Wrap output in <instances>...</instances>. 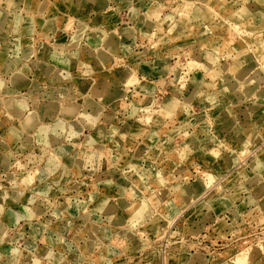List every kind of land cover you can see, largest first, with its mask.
I'll return each instance as SVG.
<instances>
[{
  "label": "rangeland",
  "instance_id": "374dc122",
  "mask_svg": "<svg viewBox=\"0 0 264 264\" xmlns=\"http://www.w3.org/2000/svg\"><path fill=\"white\" fill-rule=\"evenodd\" d=\"M5 1L0 0V5ZM37 1L19 0L22 6L15 14L38 17L39 12L24 10L26 4L33 8ZM41 1L48 2L41 15L49 25L58 22L57 28L42 29L30 18L22 23V30L12 23L6 30L10 32L0 34L2 43L16 33L34 41L33 34L38 32L36 37L45 45L38 48L37 56L33 44L24 51L31 66L26 65V80L16 85L12 78L20 67L15 68V60L4 61L9 46L0 45V61L5 62L0 71L10 73L9 84L0 78V91L5 90L0 92V202L3 211L9 209L0 214L4 228L0 264H262L257 260L264 259V191L245 181L264 171L253 166L264 157V132H259L264 121L252 125L245 114L264 109L260 93L264 60L257 47L264 43V2L225 0L232 3L226 8L223 0H86L85 7L80 5L84 0H73L71 10L60 0ZM196 4H206L217 25L182 16ZM147 22L152 23L150 29ZM109 36L123 50H110L105 42ZM237 46L246 60L239 58ZM74 52L76 60L71 58ZM91 52L94 56L104 52L107 61L95 67L94 60H88ZM208 53H215L214 62L219 56L220 61L210 66L214 72L194 64L196 57ZM240 62L245 67L255 64L254 70L240 75L238 68L233 69ZM225 65L226 75L220 72ZM29 70L36 75L29 77ZM32 78L36 87L27 94L20 92L31 85ZM200 78L209 85L204 93L196 92ZM230 84L233 91L227 89ZM147 86L153 91L147 96L150 100ZM102 89L122 93L106 99ZM20 100L28 104L25 110L16 106ZM171 100H176L178 108L168 111L166 103ZM54 103L72 106L74 112L52 120L46 115ZM31 111L39 116L36 127L25 122ZM95 111L98 124L115 133L100 147L88 143L95 128L83 119ZM57 120L76 124L75 139L63 135L57 142L43 141L44 136L36 135L40 125ZM134 122L146 124L148 141L143 135L125 140L121 133ZM12 128L19 132L17 138H9ZM249 129H255V134H248ZM71 145L85 149V157L92 153L97 159L81 170L74 157L56 155L59 147ZM142 145L149 149L138 152ZM120 152L122 156H112ZM52 156L58 157V169L46 168V178L22 181L23 173L29 171L33 177ZM260 175L259 182L264 184V172ZM238 179L237 187L246 186L240 192L233 184ZM198 181L204 186L194 194L189 185ZM178 187L188 190L180 188L183 194ZM225 195L233 197H227V206L215 200ZM144 201L147 214L129 218L128 211ZM171 201L178 206L175 210L167 208ZM104 202L114 208L119 221L98 208ZM12 209L19 216L10 217ZM256 253L259 256L252 262L238 261L244 254L249 259Z\"/></svg>",
  "mask_w": 264,
  "mask_h": 264
},
{
  "label": "bare ground",
  "instance_id": "6f19581e",
  "mask_svg": "<svg viewBox=\"0 0 264 264\" xmlns=\"http://www.w3.org/2000/svg\"><path fill=\"white\" fill-rule=\"evenodd\" d=\"M60 1H62V3H64V5L67 7V8H69V9H71L72 10V2H73V0H60ZM260 1H262V2H264V0H260ZM223 2L226 4V6H224V7H228V5H232V3H228V2H226L225 0H223ZM47 1H41V0H38L37 1V3L35 4V5H33V8H32V6H30L29 4H26L25 5V8H24V10H27L28 12H33V13H40L39 15H37L38 17H35V16H33V15H30V14H28V16L27 17H23V15L22 14H15V11H17V10H19L20 9V2H19V0H7V1H5V3H2L4 6L3 7H1L0 8V34L2 35V34H5L6 35V33L7 32H10V31H7L6 32V30L7 29H11L10 27H11V24L12 23H14L16 26H18V28L20 29V30H22V23L24 22V21H29L30 20V18H32L31 19V23L32 22H35V23H38L40 26H41V28L43 29V28H57L58 26H57V23H55V26L54 25H49L48 24V19L46 18V17H44L43 15H41V13H43V11L46 9V7H47ZM87 1L86 0H84V1H81V3H80V5H82V6H87ZM186 4V3H185ZM193 5H195V4H193ZM186 6V5H185ZM187 7H188V5H187ZM191 7V6H190ZM232 7V6H231ZM251 7V6H250ZM189 8V7H188ZM187 8V10H189ZM246 9V8H248V7H243V9ZM252 8V7H251ZM191 9V8H190ZM243 9H241V11H249V9H247V10H243ZM186 10V11H187ZM240 11V12H241ZM187 13V12H186ZM246 13V12H245ZM249 13V12H248ZM261 13V12H260ZM185 16V17H188L189 16V18L191 17V19H195V18H198V19H201V20H207V21H209L210 23H211V26H213L212 25V23L214 22V15H213V11L208 7V6H206V4L205 5H203V4H199V5H197L196 4V6H194V8L192 7V10H191V12L189 13V11H188V14H182V16ZM255 15H259V16H262V14H255ZM235 16V15H234ZM233 16V18L235 19V17ZM38 18V19H37ZM39 19H40V21H39ZM166 19V18H165ZM239 19L240 18H236V20H238L239 21ZM57 20V19H56ZM163 20V19H162ZM241 20V19H240ZM243 20V19H242ZM242 20L240 21V22H242ZM12 21V22H11ZM193 21V20H192ZM152 22V21H151ZM149 23V22H147V23H149L150 24V26H149V29H150V27H151V25H152V23ZM165 22V21H164ZM235 22H237V21H235ZM239 22V23H240ZM154 23V22H153ZM188 23H190V22H188ZM216 23V22H215ZM47 24H48V26H47ZM214 24V23H213ZM237 24V23H236ZM214 25H217V24H214ZM237 25H239V24H237ZM15 26V27H16ZM146 26H148V24L146 25ZM236 26V25H235ZM15 27H13V28H15ZM16 31V30H15ZM30 31H32L31 29H30ZM148 32H149V30H148ZM146 33V34H150V33ZM131 33V32H130ZM252 33V32H251ZM152 34V33H151ZM150 34V35H151ZM128 35V34H127ZM126 37V36H125ZM124 37V38H125ZM225 38V37H224ZM228 40H230V39H228ZM227 40V41H228ZM225 41H226V39H225ZM224 41V42H225ZM242 41V40H241ZM106 44H107V46H108V48L110 49V50H123V47L122 46H120V44L118 43V41L116 40V38H114V37H112V36H109V37H107L106 38ZM257 47L259 48V54H260V57L259 58H261V59H263L264 60V43H260L259 45H257ZM257 48V49H258ZM239 49V46H237L236 47V49L235 50H238ZM239 51V50H238ZM241 52H244V51H239V58H241L242 57V59L241 60H246L247 58H244V56H242V55H240L241 54ZM258 52V51H257ZM57 53H53L52 54V56H54L55 57V55H56ZM215 54V53H214ZM214 54L213 53H208V54H206V55H204V56H198V57H196L195 58V60H194V64L195 65H203L204 67H206V68H209L211 65H213L212 63L214 62V58L216 57V55L214 56ZM218 56V55H217ZM229 57V56H228ZM73 60H76V53L74 52V53H72V57H71ZM107 56H106V54L104 53V52H99V54H98V56H94V54L91 52L90 54H89V57H88V60H94V65H95V67H99V66H102L103 65V63L104 62H106L107 61ZM219 59V56L217 57V60ZM216 60V61H217ZM215 61V62H216ZM218 61H220V60H218ZM214 62V63H215ZM242 62H240V65L239 66H233V69L235 70V69H237L238 68V73L241 75V74H244V75H248L249 74V72L250 71H253L254 70V65L255 64H249L247 67H245L244 65L242 66V64H241ZM263 63V62H262ZM192 65H193V63H191ZM189 65V64H188ZM194 65V66H195ZM224 66V65H223ZM226 66V65H225ZM217 67V66H216ZM220 67V66H219ZM223 68V67H222ZM260 68V67H259ZM258 68V69H259ZM214 68L213 67H210V70H212L213 72H214V70H213ZM219 69L220 68H218V71H219ZM210 70H208V71H210ZM221 71L220 72H223V71H225V75H226V70H227V66L226 67H224L223 69H220ZM259 70H262L261 68L259 69ZM256 71H258V70H256ZM27 72H28V69H27V66H25V67H20V69L18 70V75H17V77L15 76L14 78H12V81H13V83L16 85V83H19V82H24L25 80H26V75H27ZM134 72V71H133ZM219 72V73H220ZM259 72V71H258ZM132 73V72H131ZM211 73V72H210ZM218 73V76L220 75ZM255 73V72H254ZM257 73V72H256ZM130 73H128L127 74V77H128V75H129ZM216 75H217V73H215ZM259 74V73H258ZM131 76H132V78H133V75L132 74H130ZM213 75V74H212ZM224 75V76H225ZM223 76V75H222ZM260 76V75H259ZM213 77V76H212ZM216 77V76H215ZM220 77V76H219ZM264 77V76H263ZM134 78H135V75H134ZM221 78V77H220ZM224 78H227V77H224ZM131 79V78H130ZM214 79V78H213ZM221 79H223V78H221ZM247 79V78H246ZM251 79H253V78H251ZM263 79V78H262ZM242 81H243V79H241ZM122 81H123V77H122ZM125 81V80H124ZM123 81V82H124ZM129 81V80H128ZM127 81V82H128ZM255 81V80H254ZM213 82V81H212ZM223 82V81H222ZM130 83V82H129ZM207 82H206V80H204V79H202V78H200L198 81H197V84H196V92H199L200 90L202 91L203 89H205V87H207V86H209V85H207L206 84ZM209 84H210V82H209ZM214 84V83H213ZM213 84H211V85H213ZM256 84H257V82L255 81L254 82V85L256 86ZM129 85V84H128ZM126 86H127V83H126ZM234 86V84H230V85H228V90H230V91H233V87ZM147 87H149L148 88V90H149V92H147L146 93V97L147 96H149L150 95V93L152 94V88H151V86H147ZM212 87V86H211ZM249 87V86H248ZM247 86H246V88H248ZM106 89V88H105ZM104 89V90H105ZM208 89H209V87H208ZM103 90V89H102ZM102 91V93H101V91H100V94H102V96L104 97V98H106V99H110V98H112V97H114V95H118V94H121L122 92L120 91V90H118V91H116L115 93H111V92H107V91ZM222 90V88L220 89V91L219 92H222L221 91ZM246 90V89H245ZM248 90V89H247ZM249 90H252V88H249ZM248 90V91H249ZM99 91V90H98ZM205 91H206V89H205ZM204 91V92H205ZM203 92V91H202ZM203 92V93H204ZM261 94H262V98L264 99V87L262 88V91L260 92ZM192 94V93H191ZM203 95V94H202ZM101 97V96H100ZM231 97H233L232 96V94H231ZM187 98V97H186ZM147 99L148 100H150L151 98L150 97H147ZM147 99L145 98V100L147 101ZM142 100V99H141ZM144 100V101H145ZM186 100H188V99H186ZM190 100V99H189ZM262 100V99H261ZM145 101V102H146ZM144 102V103H145ZM148 102V101H147ZM55 104V106L51 109L52 111L51 112H49V113H47V115H46V117H50L52 120L54 119V118H57L58 116H62V117H66V115H71L73 112H74V108L71 106V108L70 107H61L59 104H57V103H54ZM71 104V103H70ZM75 104V103H74ZM62 105V104H61ZM16 106L17 107H19L18 109L20 110V109H22V110H25L27 107H28V104L25 102V100H20L19 101V103H17L16 104ZM176 106H177V102H176V100H171V101H169V102H167L166 103V110H175V108H176ZM78 107V106H77ZM177 108H178V106H177ZM179 108L181 109L182 108V106H179ZM264 108V107H263ZM184 109H185V107H184ZM181 111V110H180ZM179 111V112H180ZM185 112H187L188 113V111H186V109L184 110ZM174 112V111H173ZM183 112V111H182ZM230 112V111H229ZM181 113V112H180ZM244 114H245V112H244ZM182 115V114H181ZM246 115V122H249L250 121V124H252L253 125V123H255V122H257V123H259L260 121H264V109H259V112H256L254 115H251V113L250 114H248V113H246L245 114ZM254 117L256 118V120H254V121H252V119H254ZM5 118H7V117H5ZM11 118V117H10ZM10 118H8V119H10ZM83 119H84V121H85V124H87V125H89V126H91V127H94L95 128V133L93 134V137H90L89 139H88V143L89 144H93L94 146L96 145L97 147H100V146H102V145H105V140H112V139H114V135H115V133H114V131L112 130V131H108L106 128H104L103 127V125H99L98 124V119H99V114H98V112L97 111H95L94 112V114H92V115H90V116H88V117H83ZM152 120V119H151ZM38 121H39V116H38V114L37 113H35V112H30V113H28V116H27V118H26V120H25V122H26V125L27 126H33V127H36L37 125H38ZM10 122V121H9ZM52 122V121H51ZM236 122V120L235 121H231V123H235ZM40 123V122H39ZM149 124V123H148ZM244 124H246V123H242V125H244ZM78 125V124H77ZM82 126V125H81ZM160 126V125H159ZM234 127H235V125H233ZM25 127V126H24ZM262 131L264 132V124H262V127H261V130L259 131L260 133H262ZM255 132H256V130L254 129H249L248 131H247V133L248 134H255ZM258 132V131H257ZM37 134H40V135H42V136H44V140L43 141H59L60 140V137H62L63 135H65V137L66 138H68V139H75V137L79 134L77 131H76V124L75 123H73V124H69V125H65V123L62 121V120H57L56 122H52L51 124H43V125H40L39 126V128H37V131H36V135ZM117 134V133H116ZM124 137H125V140L126 141H131V140H133L134 139V137H136V136H138V135H143V136H147L146 138H147V141H148V137H149V134H146V124H144V123H142V122H134V123H132V125H130V126H128V127H126L125 129H124V131L121 133ZM119 135V134H118ZM155 134H153L152 136H154ZM257 135V134H256ZM9 138L10 139H12V138H17L18 136H19V132L16 130V129H14V128H12V129H10L9 130ZM122 137V136H121ZM151 137V136H150ZM149 137V138H150ZM151 141V140H150ZM187 147H188V145H186ZM152 146H150V148H151ZM155 147V146H154ZM153 147V148H154ZM78 148V147H77ZM148 147H144L143 145L142 146H139L138 147V152H144L145 151V149H147ZM183 148V147H182ZM186 147H184V149H185ZM214 148V147H213ZM212 148V149H213ZM216 148V147H215ZM218 148V147H217ZM149 149V148H148ZM158 149V148H157ZM188 149V148H187ZM211 149V150H212ZM183 150V149H182ZM181 150V151H182ZM214 150V149H213ZM217 150V149H216ZM218 152H220L221 150L218 148ZM215 151V150H214ZM187 152V151H186ZM216 152V151H215ZM218 152H216V154H218L219 155V153ZM110 153V152H109ZM86 153H85V149H82V150H78V149H75V147H74V145H71V146H62V147H59L58 148V151L56 152V155H59V156H68V155H70L73 159H74V164L76 165V167L79 169H83L84 167H85V165L86 164H88L89 162H91L92 163V161H95L96 159H97V156L95 157V155L94 154H92V153H89L88 154V157L86 158L84 155H85ZM111 154V153H110ZM110 154H108V153H105V155L106 156H109ZM117 154H120L121 156H122V154H123V152H120V153H116V154H113L112 156H114V158H118V156H117ZM177 154H179V153H177ZM182 154H183V151H182ZM185 154V153H184ZM80 155L82 156V157H80ZM98 155V154H97ZM172 155V154H171ZM174 153H173V155H172V158L174 157ZM181 155V154H180ZM178 156V155H177ZM58 157H56L55 158V156H52L51 158H50V160H49V158H48V162H47V166L45 167V168H43V167H38L36 170H35V174H34V176L32 177V176H28V174H29V171H26L25 173H23L24 174V178L23 177H21V178H23V182L25 183V184H27L26 182H33V180H34V178H36V177H38V178H40V179H42L41 177H43V178H46L47 177V169H58V163L56 162V159H57ZM99 158H100V156H99ZM173 159H177V157L176 158H173ZM59 160V159H58ZM176 161V160H175ZM175 161H173V162H175ZM170 164H172V163H170ZM174 164V163H173ZM172 164V165H173ZM171 165V166H172ZM176 164H174L173 166H175ZM263 165H264V157L262 158H259L258 160H256L255 161V163H254V168H256V169H258V168H262L263 167ZM47 168V169H46ZM60 170L61 171H63L64 170V172L66 171L65 170V168H60ZM260 173L261 172H259V174L258 173H253V175L252 176H250V177H246V181L245 182H249L250 184H255L256 185V190H258L259 192H262V191H264V184H262L261 182H259L260 181V178H261V175H260ZM28 176V177H27ZM168 178V177H167ZM242 178V177H241ZM30 180V181H29ZM32 180V181H31ZM164 180H158V183H162ZM238 181H239V179L238 180H235L234 182H233V184L236 186V184L238 183ZM170 182V181H169ZM157 183V184H158ZM23 184V183H22ZM161 185V184H160ZM181 186V185H180ZM204 186V184H203V181H198V182H195L193 185H189V191H193L194 192V194L196 193H198V191H199V189L201 188V187H203ZM207 186V185H206ZM23 187V186H22ZM177 187V186H176ZM174 188V187H173ZM179 188V187H178ZM180 188H184V190H188V187H180ZM179 188V189H180ZM186 188V189H185ZM244 188H246V186H244L243 185V187L240 189L239 187H235V191L236 192H240L241 190H243ZM184 190H182V189H180V191H182V193H183V191ZM177 192H178V189H177ZM167 193V192H166ZM170 193V192H169ZM184 193H185V191H184ZM183 193V194H184ZM181 194V193H180ZM169 196V195H168ZM226 196V195H225ZM222 196V197H218V198H216L215 200L216 201H218V203H221V204H223L224 206H227L228 204H229V201H228V198L227 197H229V199L230 200H232V195L231 196ZM163 197V196H162ZM167 198V197H166ZM4 199H5V197H4ZM3 199V200H4ZM163 199V198H162ZM151 200H156L157 201V203H159L161 200H158V199H156V198H153V199H151ZM172 202V201H171ZM168 203H170V202H168ZM167 203V204H168ZM180 203V202H179ZM182 203V202H181ZM138 206H135V208L133 207L131 210H129L128 211V213H127V215L129 216V218H131V219H134V218H140V217H142L143 218V216H145V214H147V212H148V204L144 201L143 203H138L137 204ZM164 206V208H166L165 207V204L163 205ZM168 207L167 208H170V210H175L178 206L175 204V202H172V203H170L169 205H167ZM99 209H101V211H103L104 213H106V214H113V216H114V218H115V220L116 219H118L119 217L117 216V215H115L114 214V208L113 207H108L107 205H106V202H104V203H102V205H100L99 207H98ZM166 208V209H167ZM151 209V208H150ZM2 211H3V204H1V202H0V214L2 213ZM8 215L10 216V217H17V216H19V214L18 213H16L15 211H13V210H11V211H9L8 212ZM24 215H21V218L23 217ZM147 216V215H146ZM118 221H119V219H118ZM96 229V228H95ZM2 230H4V228L1 226V224H0V232L2 231ZM94 231H96V230H94ZM262 243V242H261ZM262 246H264V243H262L261 244ZM249 249V248H248ZM48 252V251H47ZM263 252V251H262ZM48 254H50V252L48 253ZM258 253H256L255 255H252L249 259H248V257H247V254H244V255H240L241 257H239V259H238V261L239 262H243V261H245V260H249L250 262H252V259L254 260V258H256V255H257ZM260 255L262 256V254L260 253ZM53 256V255H52ZM257 256H259V255H257ZM257 261H261V263L262 264H264V259H261V257L257 260ZM258 264V263H257ZM260 264V263H259Z\"/></svg>",
  "mask_w": 264,
  "mask_h": 264
},
{
  "label": "crops",
  "instance_id": "0c3cea01",
  "mask_svg": "<svg viewBox=\"0 0 264 264\" xmlns=\"http://www.w3.org/2000/svg\"><path fill=\"white\" fill-rule=\"evenodd\" d=\"M2 4V3H1ZM1 7H3L4 5L2 4V5H0ZM20 6H22V5H20ZM36 33H38V32H36ZM36 33H34L33 34V37H35V40L34 41H29L28 40V38H29V36H26V35H24V34H22V33H16V34H9V36L5 39V41L4 42H2L3 43V45L5 46V44H8L7 46H9V49H8V57L4 60L5 62H7V61H12V60H15V68H17V67H25L26 65L27 66H31L29 63V61L26 59V58H24L23 57V54H24V51L25 50H27V47L29 46V45H31V44H33L34 46H35V48H36V51H35V54L34 55H38V54H40V52H38V48L39 47H45V45L44 44H42L41 43V41H39L38 40V37H36ZM18 39H19V41H18ZM2 43H0V45L2 44ZM41 44V45H40ZM44 50H46V48L44 49ZM38 52V53H37ZM49 53H51V52H49ZM48 54V53H47ZM52 57V56H51ZM16 60H18L19 62H17ZM5 62H2V61H0V68L2 67V64L3 63H5ZM31 69H32V67H31ZM9 73V72H8ZM6 74V73H2L1 71H0V78H2V79H4L5 81H7V83H8V77H9V75H10V73L9 74ZM52 73V72H51ZM36 75V73H34L33 71H32V73H31V70H29V77L31 76L32 77V75ZM43 76V75H42ZM48 77H51V75L50 74H48ZM33 82H36L33 78H32V82H31V85L28 87H22V88H20L19 89V91L21 92L22 90H26V94L30 91V88H35L36 87V85L35 84H38V83H33ZM39 82V81H38ZM41 82H39V84H40ZM9 84V83H8ZM41 85V84H40ZM1 91H3V92H5V90H1ZM0 91V92H1ZM33 93V92H32ZM32 95H30V97H31ZM30 107L31 108H33L31 105H32V100H30ZM54 120V119H53ZM263 167H264V165H263ZM264 171H262L261 172V174L263 173ZM259 174V173H258ZM264 179V178H263ZM31 203H33L32 201H31ZM34 204H35V202H34ZM28 205H30V204H28ZM35 206V205H34ZM33 207V206H32ZM21 208V207H20ZM34 208V207H33ZM38 208H39V206H37L36 207V209L38 210ZM36 209H34L35 211H34V213H35V215H36ZM9 209H6L5 210V207H4V211H3V213L1 214V215H3V214H5V213H7V211H8ZM12 210H15V209H12ZM8 216V215H7ZM9 217V216H8ZM22 218H25V217H22ZM25 219H27V218H25ZM11 222H12V220H11ZM13 223V222H12Z\"/></svg>",
  "mask_w": 264,
  "mask_h": 264
}]
</instances>
